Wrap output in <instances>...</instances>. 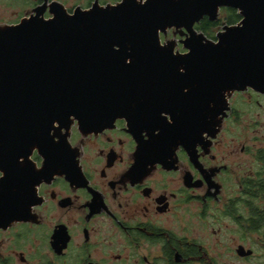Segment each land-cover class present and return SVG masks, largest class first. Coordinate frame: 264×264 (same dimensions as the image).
Listing matches in <instances>:
<instances>
[{"label": "water", "instance_id": "95a60500", "mask_svg": "<svg viewBox=\"0 0 264 264\" xmlns=\"http://www.w3.org/2000/svg\"><path fill=\"white\" fill-rule=\"evenodd\" d=\"M223 7L241 21L217 40L195 28ZM171 28L185 29L186 53L162 43ZM249 88L264 94V0H95L72 12L42 0L0 26V227L27 218L44 175L31 156L38 150L45 174L57 172L73 118L82 129L102 128L126 111L153 114L154 96L180 93L190 117L216 136L231 95ZM237 253L254 250L239 245Z\"/></svg>", "mask_w": 264, "mask_h": 264}, {"label": "flooded vegetation", "instance_id": "af4514ba", "mask_svg": "<svg viewBox=\"0 0 264 264\" xmlns=\"http://www.w3.org/2000/svg\"><path fill=\"white\" fill-rule=\"evenodd\" d=\"M232 10L236 22L225 18ZM206 19H222L213 37L203 31L217 40L242 16L223 7L217 20L205 16L197 23L198 31ZM185 33L171 28L161 41L175 42V51L184 54ZM245 92L264 97L251 88L233 94ZM155 97L153 114L126 111L102 128L82 129L73 118L67 157L52 175L34 151V167L44 175L27 218L0 227V264H231L222 261L220 238L206 245V228L220 234L223 219L240 226L242 235L254 233L252 189L262 178L261 149L243 145L238 155L233 148L238 114L232 96L216 136L200 117H190V103L180 93ZM63 134L55 129L54 141Z\"/></svg>", "mask_w": 264, "mask_h": 264}, {"label": "rangeland", "instance_id": "374dc122", "mask_svg": "<svg viewBox=\"0 0 264 264\" xmlns=\"http://www.w3.org/2000/svg\"><path fill=\"white\" fill-rule=\"evenodd\" d=\"M66 5L70 12L77 6L89 8L95 0H58ZM102 4L116 3L120 0H100ZM36 0H0V26L18 23L24 16L30 14L36 7ZM47 17L50 16L48 13ZM232 101L238 114L237 123L231 125V139H235L233 148L237 154H241L243 145H248L253 151L264 148V97H255L248 92L242 94H232ZM260 100L261 105L255 102ZM233 143V142H231ZM261 164L256 160L252 162V170L259 171ZM213 226L219 229V224L211 220ZM222 230L220 234L210 235L209 228H206V245H217L220 238V250L222 261H230L231 264H264V243L261 235L254 232L248 237L240 232V226L231 224L228 220H220ZM233 229H236L234 232ZM239 244L254 250V254L249 258H242L236 255L234 247ZM232 251V252H231Z\"/></svg>", "mask_w": 264, "mask_h": 264}, {"label": "trees", "instance_id": "16d2710c", "mask_svg": "<svg viewBox=\"0 0 264 264\" xmlns=\"http://www.w3.org/2000/svg\"><path fill=\"white\" fill-rule=\"evenodd\" d=\"M235 14H229L225 17L230 22H236L239 20V16H236V10H232ZM224 18V17H223ZM222 19L218 22H210L208 19L204 20L199 29L204 31L208 36L213 37L215 34L214 27L221 24ZM261 159L264 162V148L260 150ZM262 178L255 180L253 183V205H252V224L253 232L259 233L264 243V168L261 169Z\"/></svg>", "mask_w": 264, "mask_h": 264}]
</instances>
